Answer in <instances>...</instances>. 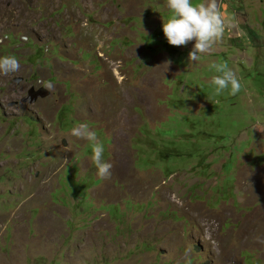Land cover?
<instances>
[{
    "label": "rangeland",
    "instance_id": "374dc122",
    "mask_svg": "<svg viewBox=\"0 0 264 264\" xmlns=\"http://www.w3.org/2000/svg\"><path fill=\"white\" fill-rule=\"evenodd\" d=\"M218 4L193 63L166 0H0V264H264V0Z\"/></svg>",
    "mask_w": 264,
    "mask_h": 264
},
{
    "label": "clouds",
    "instance_id": "9594fccd",
    "mask_svg": "<svg viewBox=\"0 0 264 264\" xmlns=\"http://www.w3.org/2000/svg\"><path fill=\"white\" fill-rule=\"evenodd\" d=\"M166 6L172 17L166 23L162 22L161 30L164 38L173 47H183L193 42L192 49L188 53V61L198 62L201 55L212 51L225 30L218 0H201L198 4H193L192 0H166ZM20 67V61L15 55L0 57V75L16 73ZM213 67L220 73L211 80L218 93L228 88L231 89L232 95L240 91L241 84L232 69L226 64L213 65ZM43 87L48 91L54 89L51 82H44ZM70 134L91 145L90 159L96 169L97 177L101 180L110 178L112 165L104 160L105 148L98 139L96 131L90 129L86 122H81L71 129ZM257 242L264 244V239L257 237Z\"/></svg>",
    "mask_w": 264,
    "mask_h": 264
},
{
    "label": "flooded vegetation",
    "instance_id": "af4514ba",
    "mask_svg": "<svg viewBox=\"0 0 264 264\" xmlns=\"http://www.w3.org/2000/svg\"><path fill=\"white\" fill-rule=\"evenodd\" d=\"M30 93H31L32 96H36L37 95V93L34 90H32V89L30 90ZM40 93H44V91L40 90Z\"/></svg>",
    "mask_w": 264,
    "mask_h": 264
},
{
    "label": "bare ground",
    "instance_id": "6f19581e",
    "mask_svg": "<svg viewBox=\"0 0 264 264\" xmlns=\"http://www.w3.org/2000/svg\"><path fill=\"white\" fill-rule=\"evenodd\" d=\"M46 224V223H45Z\"/></svg>",
    "mask_w": 264,
    "mask_h": 264
}]
</instances>
